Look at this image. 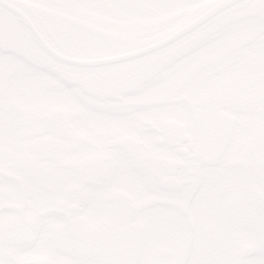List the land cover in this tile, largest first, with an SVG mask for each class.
Listing matches in <instances>:
<instances>
[{"label": "snow or ice", "instance_id": "snow-or-ice-1", "mask_svg": "<svg viewBox=\"0 0 264 264\" xmlns=\"http://www.w3.org/2000/svg\"><path fill=\"white\" fill-rule=\"evenodd\" d=\"M0 264H264V0H0Z\"/></svg>", "mask_w": 264, "mask_h": 264}]
</instances>
